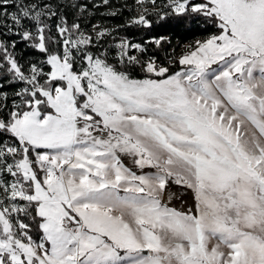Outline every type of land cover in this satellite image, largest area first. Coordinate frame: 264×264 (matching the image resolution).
Masks as SVG:
<instances>
[{"label": "snow or ice", "instance_id": "1", "mask_svg": "<svg viewBox=\"0 0 264 264\" xmlns=\"http://www.w3.org/2000/svg\"><path fill=\"white\" fill-rule=\"evenodd\" d=\"M118 4L0 0V264H264V0Z\"/></svg>", "mask_w": 264, "mask_h": 264}, {"label": "trees", "instance_id": "2", "mask_svg": "<svg viewBox=\"0 0 264 264\" xmlns=\"http://www.w3.org/2000/svg\"><path fill=\"white\" fill-rule=\"evenodd\" d=\"M85 2H89V3H91V0H85ZM111 2L112 3H115V4H117V6H119V4H118V0H111ZM123 2V0H119V3H122ZM101 11H103V9H101ZM117 23H119V22H122V21H116Z\"/></svg>", "mask_w": 264, "mask_h": 264}, {"label": "rangeland", "instance_id": "3", "mask_svg": "<svg viewBox=\"0 0 264 264\" xmlns=\"http://www.w3.org/2000/svg\"><path fill=\"white\" fill-rule=\"evenodd\" d=\"M178 203V202H177Z\"/></svg>", "mask_w": 264, "mask_h": 264}]
</instances>
